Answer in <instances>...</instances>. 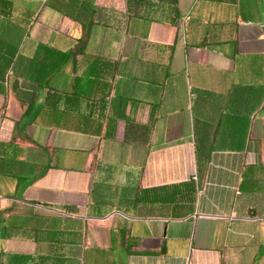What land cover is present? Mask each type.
Masks as SVG:
<instances>
[{"label": "crops", "instance_id": "1", "mask_svg": "<svg viewBox=\"0 0 264 264\" xmlns=\"http://www.w3.org/2000/svg\"><path fill=\"white\" fill-rule=\"evenodd\" d=\"M0 264H264V0H0Z\"/></svg>", "mask_w": 264, "mask_h": 264}]
</instances>
